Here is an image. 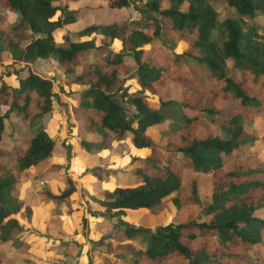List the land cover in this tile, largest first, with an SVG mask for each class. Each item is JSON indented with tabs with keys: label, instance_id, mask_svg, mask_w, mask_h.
Returning <instances> with one entry per match:
<instances>
[{
	"label": "trees",
	"instance_id": "1",
	"mask_svg": "<svg viewBox=\"0 0 264 264\" xmlns=\"http://www.w3.org/2000/svg\"><path fill=\"white\" fill-rule=\"evenodd\" d=\"M220 1L234 17L217 21L208 0H142L140 12L157 15L150 22H90L76 30L84 10L120 11L129 0H0V246L14 242L22 211L44 229L40 236L31 231L19 237L18 246L48 255L56 242L76 246L52 237L50 226L52 218L63 219L58 204L74 192L70 180L59 193H40L32 206L18 188L27 175L28 182L39 183L60 174L55 158L65 156L63 143L71 145L76 124L86 134H101L96 143L78 141L86 155L80 175L111 213H93L99 219L90 222L89 233L97 235L98 245L141 242L121 264H242L243 247L261 244L264 221L253 213L264 206V168L245 156L253 139L241 122L264 116V0ZM255 16L262 19L261 35ZM162 29L179 51L156 42ZM48 56L65 76L59 94L30 67ZM226 60L231 76L225 75ZM167 83L177 87L174 97L159 91ZM53 100L63 106L67 126L59 138L46 131ZM216 100L224 104L216 107ZM125 103L134 110L130 119ZM169 109L174 113L165 114ZM164 117L176 126L155 141L152 128ZM13 120L25 131L24 142L16 138ZM122 145L142 153L127 163L136 161L133 184L104 186L115 172L103 166ZM102 151L99 162L89 159ZM196 177L209 183L204 207L197 201ZM188 207L197 210L182 216ZM128 211H140L135 223ZM68 215L84 222L81 207ZM59 230L68 231L61 221ZM44 262L37 257L32 264Z\"/></svg>",
	"mask_w": 264,
	"mask_h": 264
},
{
	"label": "rangeland",
	"instance_id": "2",
	"mask_svg": "<svg viewBox=\"0 0 264 264\" xmlns=\"http://www.w3.org/2000/svg\"><path fill=\"white\" fill-rule=\"evenodd\" d=\"M208 1L217 12V21H221L226 17L235 16L233 9L226 6L222 1ZM70 6L71 5H69V7ZM135 6L138 7V9H134ZM165 6V3L161 5V7ZM141 9H144L142 7V0H129L127 7L120 11L112 12L108 10H84L81 17L74 25V28L76 30L81 29L85 23L90 22L99 23L124 19L132 21L134 26H140L144 23L150 22L151 20L149 17H157V15L154 13L146 14V12H140ZM181 9H185V6H181ZM254 20L256 21V25L258 24L256 31L259 35H261L262 19L259 16H255ZM160 41L166 42L168 45L173 47L174 50L179 51L173 36L164 29L160 31V35L156 42L159 43ZM113 48L115 49L116 46L113 45ZM186 61L187 63L191 62L188 59H186ZM30 67L32 72L41 78L50 81L51 92L53 94H59L58 91L60 90H58V88L63 86L65 76L62 74L61 69L56 65L55 59L53 57L48 56L46 58L38 59L36 63H31ZM230 67L231 62L226 60L224 67L226 76H231L233 74ZM158 89L162 93L169 95V97H174L178 91L175 84L172 83H167L162 87H158ZM61 99L65 100L62 95ZM223 104L224 102L222 100L215 101L216 107H221ZM51 105V112L48 116V126L50 124V127L47 126L46 131L50 136L56 134V138L63 137L67 132L66 120H64V108L63 106L57 105L54 100L51 102ZM123 107L124 115L126 118L130 119L131 115L134 113V110L129 104L126 103L123 104ZM67 110L70 112L68 104ZM164 113L169 115L173 114L174 111L169 109L164 111ZM11 125L15 130L18 141L24 142L26 138L25 131H23L16 120H13ZM241 125L243 127L244 134L246 136L252 137L253 139L250 145V150L245 154V156H248L249 158L255 157L257 162L256 166L264 168V140L261 139V137L264 136V116L262 117L257 115L248 117V119L241 122ZM175 126L176 123L173 120H169L164 117L160 124L153 126L151 137L157 141V138L161 133L172 129ZM199 131L201 132L200 129ZM219 137L223 138V134H220ZM100 139V133L94 132L86 134L85 132L81 131L80 127H78L76 124L71 145H66L63 143L64 147L66 148L65 156L61 158H55V161L62 165L60 174L55 178H51L39 183L28 182L30 175H27L24 179H22V184L20 183L18 186V188L20 187L21 191H23V197L32 206L38 202L40 193L43 191H47L51 194L59 193L61 190H64L67 187L66 179L70 180L74 187V192L71 196L62 200L58 204V208H60L59 217L63 218L60 221L64 225L65 229H68V231L63 232L62 230H59L60 221L57 220L56 217L50 220V226L54 231L52 237H57L60 243L61 241H74L76 246H70L67 248L56 242L54 245H52L53 247L51 246L52 249L49 255L46 254V252L42 253L41 250L36 251L35 253V248L30 245L33 243V240L28 242V245H30L29 247L23 245L18 246L17 241H19V237L31 231L36 236H40L44 229L43 226H40L39 228L37 227V229L35 220H30L28 217L25 218V213L22 211L20 212V215H18L21 228L18 231H14L12 234V239L14 242L8 241L4 245L0 246V264H32V262H34L37 257L52 264H121L122 258L129 257L132 250L139 247L141 244L139 239L129 242L104 240L101 245H98L97 235L89 233L88 225L90 222L93 219H99V216H94L93 213H101L107 217L110 212H104V209L98 203V200H100L101 197L91 192L88 180L85 179L82 174L80 175L81 171L86 167V163L84 162L86 155L84 149L78 145V141L83 140L86 142L96 143ZM119 148H122L123 151L119 154L110 153L111 163L103 166L115 172L114 175L110 177V183H104V186H124L133 184L132 175L133 170L136 167V161L132 160L130 164L127 163H129L133 156L140 154L142 155V153H136L131 147L126 148V145L119 146ZM104 154L105 153L102 151L100 153H96L95 155H90L89 159L94 162H99V156L101 157ZM251 166L254 167L253 164H251ZM196 185V197L198 204L200 207H204L210 202L209 183L207 180H201L199 177H196ZM77 207L82 208V213L84 216V222L82 224L80 220L78 221L77 219H70L68 215L70 210L78 209ZM24 209L27 213L28 208L24 207ZM196 210L197 209H194V207H188L181 210V215L185 216L188 213L195 212ZM66 214V218L61 216ZM139 214L140 211L126 212V216L132 221V223H135ZM253 215L264 221V206L256 210ZM109 218L110 220H113L112 222L115 221L114 217ZM120 228L121 227L117 229L120 230ZM108 229L109 227L107 225L105 226L104 231H107ZM205 241L207 242L208 246H211L213 243L210 239H206ZM260 241L261 244H258L252 248L243 247V251L246 253L247 257L243 260L242 264H264V245L262 244L264 243V225L260 232ZM39 247L42 248L43 244H40ZM34 253L35 256L33 258ZM48 262H44L43 264H48Z\"/></svg>",
	"mask_w": 264,
	"mask_h": 264
},
{
	"label": "crops",
	"instance_id": "3",
	"mask_svg": "<svg viewBox=\"0 0 264 264\" xmlns=\"http://www.w3.org/2000/svg\"><path fill=\"white\" fill-rule=\"evenodd\" d=\"M36 63V62H35Z\"/></svg>",
	"mask_w": 264,
	"mask_h": 264
}]
</instances>
